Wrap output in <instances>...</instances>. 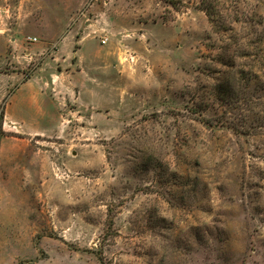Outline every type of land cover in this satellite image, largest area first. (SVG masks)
I'll return each mask as SVG.
<instances>
[{
	"label": "rangeland",
	"instance_id": "rangeland-1",
	"mask_svg": "<svg viewBox=\"0 0 264 264\" xmlns=\"http://www.w3.org/2000/svg\"><path fill=\"white\" fill-rule=\"evenodd\" d=\"M0 264H264V0H0Z\"/></svg>",
	"mask_w": 264,
	"mask_h": 264
},
{
	"label": "crops",
	"instance_id": "crops-1",
	"mask_svg": "<svg viewBox=\"0 0 264 264\" xmlns=\"http://www.w3.org/2000/svg\"><path fill=\"white\" fill-rule=\"evenodd\" d=\"M52 75L50 76L54 79H47L46 75L38 73L36 76L21 80L22 73L17 71L9 76L8 83L16 84V87L6 104L5 118L21 123L24 130L28 129L30 135L41 132V127H35V124L56 122L59 119L58 104L73 100V71L67 76L63 74V85L54 82L57 79L55 76L59 77L58 74ZM57 99H60L59 103Z\"/></svg>",
	"mask_w": 264,
	"mask_h": 264
},
{
	"label": "built area",
	"instance_id": "built-area-1",
	"mask_svg": "<svg viewBox=\"0 0 264 264\" xmlns=\"http://www.w3.org/2000/svg\"><path fill=\"white\" fill-rule=\"evenodd\" d=\"M28 40L30 41V42H35V41H37L38 40V38L37 37H28ZM102 41H103V43H106L107 42V38H104V39H102ZM15 124V123H14ZM15 128L17 127V125L15 124V125H13Z\"/></svg>",
	"mask_w": 264,
	"mask_h": 264
},
{
	"label": "trees",
	"instance_id": "trees-1",
	"mask_svg": "<svg viewBox=\"0 0 264 264\" xmlns=\"http://www.w3.org/2000/svg\"><path fill=\"white\" fill-rule=\"evenodd\" d=\"M224 91H225V92H228V93L231 92V90H229V89H224ZM224 95H225V94H224Z\"/></svg>",
	"mask_w": 264,
	"mask_h": 264
}]
</instances>
